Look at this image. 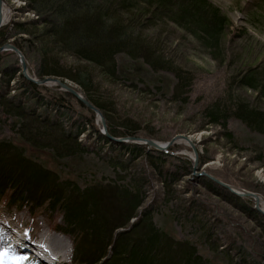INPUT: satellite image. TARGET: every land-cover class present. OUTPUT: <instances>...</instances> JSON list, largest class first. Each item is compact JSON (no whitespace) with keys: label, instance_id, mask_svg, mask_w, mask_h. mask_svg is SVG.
Here are the masks:
<instances>
[{"label":"trees","instance_id":"1","mask_svg":"<svg viewBox=\"0 0 264 264\" xmlns=\"http://www.w3.org/2000/svg\"><path fill=\"white\" fill-rule=\"evenodd\" d=\"M20 1L38 16L52 15V20L41 21L48 30V39L41 42L35 24L13 22L9 27L0 28V46L11 38L26 62L36 54L35 78H56L77 85L84 97L100 110L108 133L114 138L137 137L139 128L131 117L118 116L117 104L113 99H105L106 90L102 89L94 74L87 72L83 65L68 64L59 57L58 51L66 52L79 64L95 67L105 81L123 83L131 89H136L137 83L145 82L142 77L146 74L171 75L174 79L172 101L184 104L191 92L193 74L175 67L172 61L163 57L159 44L146 36L142 29L166 16L167 20L189 32L200 45L211 48V56L215 59V55L221 53L218 48L221 35L229 28L225 14L208 0ZM139 2L145 6L141 7ZM8 31L12 32L10 36H7ZM4 57L0 54V128L6 127L9 137L2 136L3 130L0 129L2 206L26 211L32 217L43 210L45 214H42L51 222L50 229L70 240L73 263L212 264L210 259L201 255L196 240L174 239L155 219L159 215L167 217L182 230L196 228V223L203 222L197 212L205 211L204 204L183 201L175 188L181 178L191 173L190 162L182 173L177 167L170 172L167 160L173 158L172 154L146 146L109 142L92 123H87L100 141L115 149H110L111 154L101 155L100 150L94 152L111 172L108 179L104 182L84 180L86 171L77 166L83 165L86 156L92 152L83 147L77 137L86 126L74 133L67 132L60 113L72 111L74 101L84 107L62 91L54 96L39 93L41 88L25 80L18 69L3 68ZM120 58L126 62L122 70ZM17 73L21 92L10 97L9 81ZM238 87L256 93L258 99L264 101L263 72L248 69L239 78L228 77L224 94L200 106L202 126L222 128L226 141L232 139L227 132L230 121H238L250 132L264 136V110L235 98L233 94ZM41 155L50 159L57 171L36 159ZM205 163L208 161L203 159L202 164ZM59 174L66 177L61 179ZM150 176L164 191L162 205L152 203L157 206L155 209L144 207L148 199L145 188ZM206 182L203 184L205 191L219 196L217 185L208 179ZM233 199L242 203L240 211L260 228L264 238V228L260 227L264 226V216L250 207L248 199ZM170 208L171 211H167ZM59 217L61 225L55 223ZM133 219L135 221L130 223ZM120 227L124 228L120 230ZM205 236L207 239L211 235L205 231ZM213 240L216 242L213 251L218 252L219 242ZM229 240L228 249L223 251L227 259L233 248ZM92 249L94 251L90 252ZM241 260L245 262V257Z\"/></svg>","mask_w":264,"mask_h":264},{"label":"rangeland","instance_id":"2","mask_svg":"<svg viewBox=\"0 0 264 264\" xmlns=\"http://www.w3.org/2000/svg\"><path fill=\"white\" fill-rule=\"evenodd\" d=\"M0 1L2 7L8 12L7 21L2 28L11 26L13 22H29V24H35L37 27L36 31L39 33L42 43L45 42V39H48V30L43 27L41 21H46L45 19L52 20V15L42 14L43 17L38 16L35 12H30L27 5L20 0ZM208 1L224 13L229 21V28L223 32L219 42L220 56L215 55V59L211 56L213 51L211 48L200 45L199 41L194 39L189 32L179 28L176 22L167 20L166 16L162 18V21L147 25L142 29L146 36L152 37L159 44L163 57L172 61L175 67L193 74L191 92L184 104L172 101L174 79L171 75L164 73L146 74L142 77L145 82L137 83L135 85L136 89H131L123 83L105 81L99 75L98 69L84 63L79 64L66 52L57 50L58 55L68 64L83 65L82 67L87 72L95 75L96 81H100L102 89L106 90L103 94L105 99H113L112 101L117 104L115 106L119 111L118 116L122 118V114L127 115L136 123L139 128L137 137L150 139L161 144L170 142L175 136L189 137L198 153V170L196 174L206 173L224 184L258 194L264 200V136L250 132L238 121H230L227 125V132L231 134L232 139L226 141L222 128L213 125L202 126V120L199 116L200 106L204 102L214 100L219 95L224 94L228 77L239 78L248 69H255L258 73H264V0ZM139 4L141 7L145 6L143 2H139ZM11 33V31H8L7 36H10ZM12 42L13 39L10 38L6 43L12 44ZM1 54L5 55L3 68L10 71L12 69L20 71L17 58L13 53L5 52ZM31 57L33 59L26 62V64L28 74L35 78L37 55L33 54ZM125 63L122 58L119 59L121 70L122 66L126 65ZM18 75V73L15 74L14 78L9 81L10 97L21 92L22 85L19 82ZM120 75L126 76L122 73ZM64 82L82 94L77 85L70 81ZM40 88L39 93L47 96L61 93L53 85ZM234 92L233 96L235 98L264 110V101H260L256 93L239 87ZM71 107L72 111L69 112L60 110L62 111L60 113H62L63 125L67 132L74 133L77 130L79 131L83 125L86 126L87 123L89 125L92 123L100 133L99 120L93 114L88 113L84 106V108H81L75 101L71 104ZM84 118L88 121H85ZM87 126L85 131L77 137V141L83 147H87L92 154L86 156L85 163L79 167L77 166V168L86 171L83 177L84 180L104 182L111 175V172L103 166L100 157H97L95 153L100 150L101 155L103 153L111 154L110 149L114 150L115 148H111L112 145L109 146V144L100 141L92 128ZM0 129L3 130L2 136L9 137V130L6 127ZM170 149L172 151H169V154L173 155V158L167 160L168 165L171 167L168 169L170 172L177 167L181 170L179 172L182 173L189 166L187 162H190L191 173L188 177L181 178L180 183L175 188L177 193H180V198L183 201L189 203L193 200L204 204L205 211L199 210L197 212L203 222L199 225L196 223V228L191 227L182 230V227L175 222L159 215L155 217L156 223L168 231L170 236L176 240H196L201 255L210 259L212 264H264V238L260 234V228L253 224L251 218L246 217L240 211L239 208H242V203L236 202L233 199L236 196L215 183L219 196H213L205 191L203 184L207 183V178L193 175V151L190 147L183 145V141L181 143L176 142L168 150ZM36 159L45 162L49 169L57 171L50 159L43 157V155L37 156ZM203 159L208 163L202 164ZM59 176L61 179L66 177L64 174H59ZM205 178L206 180H203ZM148 180L149 185L145 188L148 199L144 207L151 206L152 209H155L157 206L152 203L155 201L162 205L164 191L153 176H150ZM238 199L246 201V199ZM248 200L250 207H254L253 201ZM174 207L177 208V205L175 204ZM259 207L260 209L264 207L263 202L260 201ZM167 211H171V208ZM42 213L45 214L43 210ZM42 213L37 212L32 217L26 211L19 212L15 208L7 209L0 203V227L10 228L13 232L16 231L23 242L28 240L37 243L41 235L46 238V242H49L48 239L58 238L63 241L67 255L58 259L56 264H79L72 262L73 248L68 237L51 230V222ZM134 221L135 219L130 223ZM55 223L61 225V217L56 219ZM260 227L264 228L262 225ZM122 228L124 227L118 229L121 230ZM205 231L211 235L207 239ZM227 238L231 239L233 244L232 250L228 253V259L223 256V251L228 249L230 241ZM213 239H217L219 242L218 252L213 251L212 247L216 244ZM236 248L239 250L236 251ZM9 249L11 252L7 253L11 257L13 255L21 256L15 251L14 246H10ZM89 249L91 250V248ZM93 251L94 249L90 252ZM244 257L245 262L241 260ZM27 259L20 262V264H36L35 262H39L37 260L30 261L28 256ZM2 263L16 264L14 259L8 263L2 261Z\"/></svg>","mask_w":264,"mask_h":264},{"label":"water","instance_id":"3","mask_svg":"<svg viewBox=\"0 0 264 264\" xmlns=\"http://www.w3.org/2000/svg\"><path fill=\"white\" fill-rule=\"evenodd\" d=\"M2 10V2L0 1V28L3 26L2 25V18H1V11ZM5 52H11L15 55L18 61V66L20 69V73L22 77L27 80L28 82L39 86V87H47V85L52 84L55 86L58 90L68 93L71 96H73L82 106H84L87 110L91 111L93 115L99 120L100 123V132L103 135L104 138L109 140L110 142L117 143V144H124V145H140V146H146L149 147L152 150L162 152V153H169V148L174 145L176 142H185L189 145V147L193 151L194 159H193V175L195 177H201L205 176L211 181L215 182L219 186L223 187L224 189L228 190L232 195L241 198V199H250L253 201L254 204V209L260 213L261 215L264 216V210L260 209V201L263 202L264 200L261 198L260 195L251 193L242 189L235 188L233 186H229L227 184H224L213 177L209 176L206 173H200L196 174V171L198 170V153L195 149L194 144L192 141H190L189 137L186 136H175L170 142L161 144L156 141L150 140V139H143L139 137H124V138H114L110 136L107 130V125H106V120L102 113L100 112L99 109L94 107L80 92H78L76 89L70 87L67 85L64 81H61L59 79H53V78H44V79H37L33 78L28 74V69H27V64H26V59L24 55L21 53L19 49H17L13 44L10 43H5L0 46V54L5 53Z\"/></svg>","mask_w":264,"mask_h":264},{"label":"bare ground","instance_id":"4","mask_svg":"<svg viewBox=\"0 0 264 264\" xmlns=\"http://www.w3.org/2000/svg\"><path fill=\"white\" fill-rule=\"evenodd\" d=\"M1 11H2L1 12V18H2V25H3L7 21L8 12L3 7H2ZM48 86H52V85L49 84ZM183 145L189 147V145L185 142H183ZM208 180H210V179H208ZM213 183H215V182H213ZM262 209L264 210V207H262ZM15 236H16V234H14L10 228L0 227V245H2L1 247L4 248L3 251L9 252L10 251L9 247L10 246L13 247L14 245H12V244L14 243V241H16L18 244V247L23 246L25 250L30 249L31 251L34 250L35 253H39L40 254L39 258H42L43 260L45 259L47 261V264H56L58 262V259L63 258L67 255V253L65 252V245H64L63 241L58 239V238H51V239H48L49 242H46V238L43 235H41L39 237L38 242L37 243L35 242L36 245H33L32 243H30L31 241L26 240L23 242V240H21L20 238H15ZM60 237H62V236H60ZM29 243H30V245H28ZM0 252H2V251H0ZM11 255H13V254H11ZM21 256L25 257L26 260H28L27 256L25 254H21ZM13 257H14V255L11 257L10 254H8L7 259L2 258L0 256V264H3L2 261L7 262V263L11 262L13 260Z\"/></svg>","mask_w":264,"mask_h":264},{"label":"snow or ice","instance_id":"5","mask_svg":"<svg viewBox=\"0 0 264 264\" xmlns=\"http://www.w3.org/2000/svg\"><path fill=\"white\" fill-rule=\"evenodd\" d=\"M0 256H3L5 259H7L8 253L7 251L0 252ZM16 264H20V262L24 261L26 258L23 256H14L13 257Z\"/></svg>","mask_w":264,"mask_h":264}]
</instances>
